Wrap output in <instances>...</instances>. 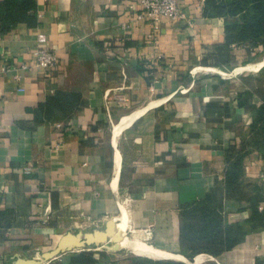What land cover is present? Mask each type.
Here are the masks:
<instances>
[{
	"label": "crops",
	"instance_id": "obj_1",
	"mask_svg": "<svg viewBox=\"0 0 264 264\" xmlns=\"http://www.w3.org/2000/svg\"><path fill=\"white\" fill-rule=\"evenodd\" d=\"M179 4L186 19L154 23L138 17V0H32L26 14L0 0V264H131L90 249L42 258L65 233L123 215L154 259L264 264V146H251L236 184L225 158L254 114L238 105L246 77L222 81L250 66L236 70L241 47L228 74L204 64L225 19L206 0ZM40 33L59 55L54 70L36 67ZM226 101L229 111L217 105ZM210 196L237 240L191 254L182 211Z\"/></svg>",
	"mask_w": 264,
	"mask_h": 264
},
{
	"label": "trees",
	"instance_id": "obj_2",
	"mask_svg": "<svg viewBox=\"0 0 264 264\" xmlns=\"http://www.w3.org/2000/svg\"><path fill=\"white\" fill-rule=\"evenodd\" d=\"M6 5L12 12L26 14L24 9H30L32 0H6ZM206 10L211 15L224 17L226 38L224 42L214 45V51L206 55L204 64L210 62L211 65L232 69L239 64L238 47L246 55L244 62L256 58L258 51L264 50V0H206ZM260 72H264V67ZM247 82L249 88L238 94V105L256 112L251 125L258 132L253 140L238 139L227 148L225 158L230 185L236 184L242 174L243 161L251 146H264V77L259 75ZM255 97L259 98L258 102L254 101ZM217 105L224 111L230 110L229 101ZM217 203L210 196L183 209L180 243L191 254L203 251L219 254L237 240L238 229L234 231L225 225L223 216L215 206ZM257 218L263 221L264 215L259 214ZM161 260L159 264H188L180 260Z\"/></svg>",
	"mask_w": 264,
	"mask_h": 264
},
{
	"label": "rangeland",
	"instance_id": "obj_3",
	"mask_svg": "<svg viewBox=\"0 0 264 264\" xmlns=\"http://www.w3.org/2000/svg\"><path fill=\"white\" fill-rule=\"evenodd\" d=\"M259 54L256 58L254 59H250L247 62H254V61H259L264 57V50H260L258 51ZM243 56L240 58V61L242 63H240L239 66L245 65L247 62H244ZM238 66V67H239ZM263 65L261 66H251L249 67V70H246L242 73H238L235 74L229 78H227L226 80L222 81V85L226 88L230 87V86H234V87H242L243 86V81L241 80L242 77H246V79L244 78L245 81H248V79H250V81L254 78H258L259 75L264 77V72H260V69L262 68ZM222 68V67H221ZM223 69H227V68H223ZM228 70V69H227ZM212 76H220L219 74H210ZM221 77V76H220ZM252 112V111H251ZM252 114L256 115V112H252ZM241 132L243 134V136L246 139H250L253 140L254 137L257 136V132L255 130L254 127H252L251 123L250 124H245L241 126ZM97 230H103L102 229H97ZM97 232L95 231H91L90 237H89V244H88V249L90 250H100V251H105V252H109V253H115L117 255H123L126 256L127 258L130 259V263L131 264H159V261H162L161 259H154L152 257L154 256H148L145 253L139 252V251H130L129 249L123 248L121 247V243L123 241L122 238L119 237L118 234H114L112 236V238H105L104 237L106 235L103 234H96ZM130 236H134V232H128ZM103 235V236H102ZM103 237V238H102ZM156 258V257H155ZM164 260H176V259H164Z\"/></svg>",
	"mask_w": 264,
	"mask_h": 264
},
{
	"label": "built area",
	"instance_id": "obj_4",
	"mask_svg": "<svg viewBox=\"0 0 264 264\" xmlns=\"http://www.w3.org/2000/svg\"><path fill=\"white\" fill-rule=\"evenodd\" d=\"M142 11L139 13V18H148L154 23L159 22L163 16L171 17L172 19H186V14L182 11L179 0H138ZM47 35L40 33L38 41L40 45L35 50L36 67L42 69H56L59 66V55L55 50L47 47ZM2 69H0L1 71ZM32 171L31 167L26 168V172Z\"/></svg>",
	"mask_w": 264,
	"mask_h": 264
},
{
	"label": "water",
	"instance_id": "obj_5",
	"mask_svg": "<svg viewBox=\"0 0 264 264\" xmlns=\"http://www.w3.org/2000/svg\"><path fill=\"white\" fill-rule=\"evenodd\" d=\"M93 231L97 232L96 233L97 235L98 234L99 235L100 234L106 235L104 237V239H105V238H108V236H112V235L117 233L118 225H117L116 220L114 218H111L107 221L104 231L103 230H96V229ZM90 234H91V231H89L87 233H84L82 231H80L78 233L69 231V232L65 233L64 235H62V237L59 239L58 243L56 244V246L53 249L43 252L42 258L44 260H50V259L57 257L61 253H64L67 251L86 250L89 247L88 244H89ZM99 235H98V237H99ZM39 263H40V261H39Z\"/></svg>",
	"mask_w": 264,
	"mask_h": 264
},
{
	"label": "bare ground",
	"instance_id": "obj_6",
	"mask_svg": "<svg viewBox=\"0 0 264 264\" xmlns=\"http://www.w3.org/2000/svg\"><path fill=\"white\" fill-rule=\"evenodd\" d=\"M263 64H264V57L259 61H254L252 63L246 64L240 68H237L236 70L238 72H241V71H244L249 66L250 67L251 66H261ZM220 69H222V68H220ZM222 72L225 74L229 73L225 69H222ZM141 111H142V109L140 111H137L135 113V115L141 113ZM135 115H133V116H135ZM133 116H127L121 122L116 124L115 125V133H119L121 131V129L131 121ZM136 116H138V115H136ZM117 225H118V231L116 234H118L119 237L123 239L122 243L120 244L121 247L129 249L132 252L133 251H139L142 253L153 255L154 257H159V256H156V254L150 248V244L147 241H145L144 239H141L137 235H134L133 237L129 235V233L127 231L128 230L127 221H126V218L124 215L122 216V218H120V220L117 221ZM112 236H109V238H112Z\"/></svg>",
	"mask_w": 264,
	"mask_h": 264
}]
</instances>
